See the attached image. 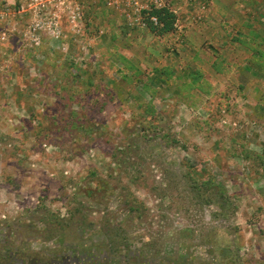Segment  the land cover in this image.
<instances>
[{
  "label": "rangeland",
  "instance_id": "1",
  "mask_svg": "<svg viewBox=\"0 0 264 264\" xmlns=\"http://www.w3.org/2000/svg\"><path fill=\"white\" fill-rule=\"evenodd\" d=\"M194 1L0 0V264H264V0Z\"/></svg>",
  "mask_w": 264,
  "mask_h": 264
},
{
  "label": "crops",
  "instance_id": "2",
  "mask_svg": "<svg viewBox=\"0 0 264 264\" xmlns=\"http://www.w3.org/2000/svg\"><path fill=\"white\" fill-rule=\"evenodd\" d=\"M226 0H218L216 3H212V11H211V15H210V18H207L206 19V22L208 23V24H211V34H212V36L214 37V38H222L223 37V34L224 33H226V34H224V36L227 38V36H228V34H227V29H225V31H224V29L223 30H221V29H217V26H221V24L222 23H227V22H229V21H227V12L225 11V9L227 8V4H226V2H225ZM190 2L191 3H196V1H194V0H190ZM170 3V8L173 10V13L178 17V16H181L182 17V20H179L178 18L176 19L177 21L179 20V22H180V24H183L185 27H187V26H189L190 25V23H193L194 22V18H192V17H184L183 15H182V13H183V5L180 3H174V4H172L171 5V2H169ZM189 5H191V4H189ZM224 6V7H223ZM229 7L231 8V7H233V4L230 2L229 3ZM234 8V7H233ZM195 9H196V12L197 13H200L201 12V8L199 7H195ZM202 13V12H201ZM192 15H194V14H192ZM199 20H200V18H199ZM182 21V22H181ZM199 21H196V23L194 22V25L193 26H195V27H199V23H201V22H199ZM199 24V25H198ZM212 25H217V26H212ZM201 26V25H200ZM210 26V25H209ZM226 28H228V27H226ZM197 32H198V34L200 33V32H204L203 31V28H199L198 30H197ZM190 32H188L187 34L189 35L188 37L190 38V34H189ZM197 34V35H198ZM188 38V39H189Z\"/></svg>",
  "mask_w": 264,
  "mask_h": 264
},
{
  "label": "built area",
  "instance_id": "3",
  "mask_svg": "<svg viewBox=\"0 0 264 264\" xmlns=\"http://www.w3.org/2000/svg\"><path fill=\"white\" fill-rule=\"evenodd\" d=\"M103 2L108 7L128 11L129 19L138 23H141L140 19L143 14L153 9H169L173 12L170 8L169 0H103ZM151 19L157 24L158 20L156 17Z\"/></svg>",
  "mask_w": 264,
  "mask_h": 264
},
{
  "label": "trees",
  "instance_id": "4",
  "mask_svg": "<svg viewBox=\"0 0 264 264\" xmlns=\"http://www.w3.org/2000/svg\"><path fill=\"white\" fill-rule=\"evenodd\" d=\"M152 17L157 18V24L152 21ZM175 20L176 15L169 9H153L147 12L145 15V22L149 31L152 34L160 37L174 32ZM220 193H222V198L221 201L219 200V206L221 209H224L226 208L229 199L227 198V196H225V193L223 194V191Z\"/></svg>",
  "mask_w": 264,
  "mask_h": 264
},
{
  "label": "flooded vegetation",
  "instance_id": "5",
  "mask_svg": "<svg viewBox=\"0 0 264 264\" xmlns=\"http://www.w3.org/2000/svg\"><path fill=\"white\" fill-rule=\"evenodd\" d=\"M6 253L9 254V252L6 251ZM13 260H17L15 256L12 257ZM16 264H25V261L24 260H17V263Z\"/></svg>",
  "mask_w": 264,
  "mask_h": 264
}]
</instances>
